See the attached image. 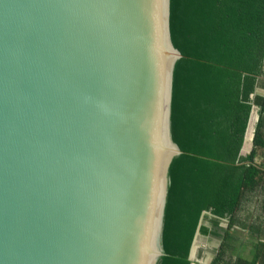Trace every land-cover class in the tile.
Here are the masks:
<instances>
[{
  "label": "water",
  "instance_id": "obj_1",
  "mask_svg": "<svg viewBox=\"0 0 264 264\" xmlns=\"http://www.w3.org/2000/svg\"><path fill=\"white\" fill-rule=\"evenodd\" d=\"M225 159L204 0H0V264H204Z\"/></svg>",
  "mask_w": 264,
  "mask_h": 264
},
{
  "label": "trees",
  "instance_id": "obj_2",
  "mask_svg": "<svg viewBox=\"0 0 264 264\" xmlns=\"http://www.w3.org/2000/svg\"><path fill=\"white\" fill-rule=\"evenodd\" d=\"M204 10L226 156L211 231L222 235L210 264H264V94L254 93L264 91V0H204ZM251 105L257 121L251 149L242 157L238 151ZM254 122L253 112L249 130ZM247 201L258 205L257 215H240ZM222 220L224 229L218 227ZM231 229L254 240L249 257L237 252L241 240Z\"/></svg>",
  "mask_w": 264,
  "mask_h": 264
},
{
  "label": "rangeland",
  "instance_id": "obj_3",
  "mask_svg": "<svg viewBox=\"0 0 264 264\" xmlns=\"http://www.w3.org/2000/svg\"><path fill=\"white\" fill-rule=\"evenodd\" d=\"M255 92L258 93V94H261V95L263 94V91L262 90L260 91L259 88H257L255 90ZM252 110H254V113H255V116H256V108L253 107ZM253 128H254V125H253ZM249 144H250V142L247 141L244 144V146L242 145L244 152L242 151V148H241V151L239 152L240 153V156H245L247 154V152H248V150L250 148L249 147ZM242 209L243 210L241 211L240 215H246V212L248 213V211H250V213H252V216L251 217H253V216H255V215H257L259 213L258 212V205L257 204L254 205L253 202H250V203L248 201L245 202L244 205H243V207H242ZM241 218H244V217H241ZM218 227L220 229H224L226 227L225 220L220 221V223L218 224ZM218 234L219 235L217 237L216 236H210V241H209V246H208V252H207V256H206V259H205L204 264H210L211 259L214 256L215 250L219 246L221 231H219ZM229 234L232 235V236H234V237L239 238L240 240H243L242 241V244H241V247L238 248L237 252L239 251L243 257H249V253L251 251V249H250V243H253L254 240L252 238L248 237L242 231L237 230V229L230 230L229 231Z\"/></svg>",
  "mask_w": 264,
  "mask_h": 264
},
{
  "label": "crops",
  "instance_id": "obj_4",
  "mask_svg": "<svg viewBox=\"0 0 264 264\" xmlns=\"http://www.w3.org/2000/svg\"><path fill=\"white\" fill-rule=\"evenodd\" d=\"M256 90V89H255ZM260 91H261V89H260ZM263 91V90H262ZM254 93H256V92H254ZM263 94H264V91H263ZM262 94V95H263ZM250 98H252V95H250ZM253 107H255V106H253V105H251V111H252V109H253ZM256 108V107H255ZM256 121H257V108H256V116H255V122H254V127H255V124H256ZM247 129V128H246ZM253 132H254V128L252 129V133H251V137H253ZM243 137V136H242ZM251 141H252V138H250V144H249V150H248V152H247V154L249 153V151H250V149H251ZM244 142V141H243ZM242 143V142H241ZM243 145V144H242ZM242 145H240V147L242 148ZM241 148H239L240 149V151H241ZM238 155L240 156V153H239V151H238ZM243 157V156H242ZM232 230V229H231ZM238 230V229H237ZM241 231V230H240ZM243 232V231H242ZM244 233V232H243ZM221 235H222V233L220 234V241H221ZM247 235V234H246ZM248 236V235H247ZM217 237V236H216ZM249 237V236H248ZM235 238H237V237H235ZM251 238V237H250ZM238 240H240L239 238H237ZM242 241L243 240H241V244H242ZM254 242V241H253ZM220 244V243H219ZM249 244V243H248ZM251 244V243H250Z\"/></svg>",
  "mask_w": 264,
  "mask_h": 264
},
{
  "label": "bare ground",
  "instance_id": "obj_5",
  "mask_svg": "<svg viewBox=\"0 0 264 264\" xmlns=\"http://www.w3.org/2000/svg\"><path fill=\"white\" fill-rule=\"evenodd\" d=\"M253 112H254V110H252L251 113H250V115H249L248 124H247V129H246L245 134H244V142H243V146H244V144H245L247 141L250 142L252 129L249 130V125H250L251 115L253 114ZM247 136L249 137L248 139H247ZM243 146H242V150H243Z\"/></svg>",
  "mask_w": 264,
  "mask_h": 264
}]
</instances>
